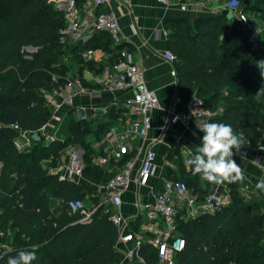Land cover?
I'll use <instances>...</instances> for the list:
<instances>
[{
	"label": "trees",
	"instance_id": "16d2710c",
	"mask_svg": "<svg viewBox=\"0 0 264 264\" xmlns=\"http://www.w3.org/2000/svg\"><path fill=\"white\" fill-rule=\"evenodd\" d=\"M239 2L241 10L263 28L258 49H251L246 32L234 17L228 19L221 13L194 20L182 16L166 20L167 45L177 59L180 96L189 100L194 93L206 107L221 109L210 123L230 124L237 134L243 132L247 147H255L264 126V97L260 101L254 98L264 83L258 67L264 62V0ZM63 27V12L52 0H0V264H7L8 258L21 250H33L34 245L37 259L33 264L115 261L118 231L110 207L100 206L89 219L80 221L82 211H71L67 202L83 201L86 195L96 204L93 188L71 179L60 180L48 169L60 164L67 147H79L83 150L82 176L95 184L108 182L116 169L92 163L91 143L122 117V108L111 106L106 114L87 119L68 110L48 143L42 135L39 142L32 138L26 151L14 146L18 132L9 126L18 123L30 136L44 126L52 132L48 125L53 111L45 95L65 82L70 68L63 55L69 56V62H79L77 74L84 83L82 70L92 69L90 63H82L80 51L97 48L88 43L96 33L102 34L105 43L100 46L110 55V62L125 46H113L109 34L100 30L83 40L85 46L82 40L64 45L60 42ZM26 47L36 50L28 52ZM102 67H94L95 73ZM173 153L179 158L178 151ZM174 162L178 167L175 180L184 182L198 198L212 190V184L191 169L186 172L182 160ZM237 185H231L230 204L214 213L186 219L184 210H178L175 234L185 245L175 254L173 264H264V196L260 192L257 199L244 201ZM53 200L61 201L54 211ZM151 238L152 234L138 250L145 264L158 263ZM136 262L141 264L138 258L131 264Z\"/></svg>",
	"mask_w": 264,
	"mask_h": 264
},
{
	"label": "built area",
	"instance_id": "2783aa9c",
	"mask_svg": "<svg viewBox=\"0 0 264 264\" xmlns=\"http://www.w3.org/2000/svg\"><path fill=\"white\" fill-rule=\"evenodd\" d=\"M53 1H58L55 8L63 12L64 27L60 31V42L64 45L86 40L95 30L108 33L113 46L124 44L125 38L115 13L105 9L112 0H86L80 6L75 5L72 0ZM155 1L164 8L177 7L181 12H188L199 6L195 1L188 0ZM223 6L232 9L236 23L247 34L251 49H258L261 43L262 26L258 22H253L250 16L241 10L239 0H225L221 7ZM98 8L101 10L97 11ZM130 27L132 32L136 33L137 27L134 25ZM25 49L28 52L36 50L31 47ZM103 54V50L95 48H86L80 51L83 64L96 62L98 56ZM116 54V58L111 62L108 61L109 63L104 65L99 73L92 72V79L95 84L100 85L102 90L126 94L123 100L119 101L113 98L109 104H91L90 107L76 106L75 99L77 97L93 95L77 73L72 75L68 73L63 85L45 95L53 111L51 125H48L53 126V136L56 133L55 128L60 126L68 110L73 109L78 118L87 119L89 116L96 117L106 114L111 106L122 108V117L112 124L105 134L104 142L107 147L103 150L104 153L93 155V162L100 167H107L111 159H120L122 154L128 152L131 142L136 138L140 139L138 149L142 154L140 158L135 157L128 160L105 184H92L94 194L98 197L96 204L86 208L84 201L80 199L67 202L71 211H82L83 217L80 221L89 219L96 209L100 206L105 207V204H109L111 209H119L121 194L130 186L131 182L135 180L139 185H146L156 168V152L153 145L161 140L154 138L145 148L143 144L152 129L151 113L154 109L159 108V100L156 92L146 87L143 69L135 63L126 46L118 50ZM164 57L171 63H175L177 60L170 51L166 52ZM62 59L66 65L70 64L68 55H63ZM171 73L175 75L176 71L173 70ZM53 80H57L55 75H53ZM186 107L187 114L183 120L185 122L188 119L195 121L192 127L194 132H200L197 126L204 122L210 123V120L217 114L216 110L206 107L203 99L196 94L190 97ZM174 119H179V116H175ZM9 126L18 132L14 146L21 151L29 150L33 144L30 133L23 130L18 123H12ZM39 131L45 137L44 142L48 143L51 138L48 128L44 126ZM254 148L257 152L264 154V126L262 135ZM78 152L79 150L75 147H67L65 150L67 157H64V160H61L57 166L49 168L48 171L57 174L60 180L71 179L81 183L83 162L79 158L81 154ZM138 160L139 164L136 165ZM152 198L153 205L149 209L148 216L154 220L160 219L162 225L157 226L153 223L146 228L145 232L152 234L149 242L157 250V264H173L175 254L184 248V239L175 234L174 220L178 210H184L186 219L196 218L204 213H214L231 202L229 193H221L216 190H210L202 198H198L197 195L191 193L190 188L184 182L177 180L165 182L162 190L152 194ZM110 218L117 227V244L131 243L126 252L127 257L130 260L138 258L141 264H145L138 255L143 240H139L128 231V222L123 215L111 212Z\"/></svg>",
	"mask_w": 264,
	"mask_h": 264
},
{
	"label": "crops",
	"instance_id": "0c3cea01",
	"mask_svg": "<svg viewBox=\"0 0 264 264\" xmlns=\"http://www.w3.org/2000/svg\"><path fill=\"white\" fill-rule=\"evenodd\" d=\"M193 1L197 5L199 4V6L188 12H181L177 7L164 8L155 0H112L109 6L105 8L115 13L125 38L124 44L126 48L132 54L135 63L143 69L146 87L154 90L159 100V108L154 109L151 113L152 129L149 131L143 144L145 148L149 144V141L154 138L161 140L153 145L156 152L155 172L146 185H139L133 180L130 186L121 194L120 208L115 210L110 208L111 212L117 215H123L127 219L128 231L133 233L141 241L151 234L145 232L147 227H150L153 223L157 224V226L162 225L160 219L154 220L148 216L149 209L153 205L152 194L160 192L165 182L175 180L178 167L174 161L177 159L182 160L184 162V170L190 172V167L187 165V157L195 152V147L200 144L199 137L203 135L201 132H194L192 130L195 124L193 119H188L186 122L183 120V117L187 114L186 104L188 98H183L179 94L177 74L173 75L171 73L175 70V64L169 62L164 57V54L169 52L167 45L169 29L165 26L166 20L181 16L194 20L198 17L220 13L221 6L225 0ZM72 2L80 6L86 0H72ZM99 10L101 9L98 8L97 11ZM131 25L137 27L136 33L132 32ZM100 35L102 34L96 33L90 39L93 40L88 41V43L97 45L95 49L102 50L100 45H103L105 42L101 39L102 37ZM83 45L85 46V41H83ZM109 60L110 55L108 57V53L104 51L103 55L98 56L96 62L90 63L89 65L102 67L108 64ZM68 66L70 68V75L76 74L80 69L79 62L76 59H71ZM91 66L90 68L92 70L83 69L82 74L85 80L84 83H86V86L93 95L77 97L75 99V105L90 107L91 104H109L113 98L119 101L123 100L126 94L122 92L111 93L102 90L100 85L94 83L92 72H96V69ZM220 110L218 109L216 112L219 113ZM84 114L86 115V113ZM175 116H179V119H174ZM92 118L95 117L92 116ZM104 137L105 135L99 140H93L91 143L94 149V154L91 156L93 164H95L92 159L93 155L104 153L103 150L107 147V144L104 142ZM139 147L140 139L136 138L131 142L128 152L122 154L118 160L111 159L107 167L102 168H114L117 171L128 160L135 157L140 158L142 154L138 150ZM243 147L241 153L234 155L233 158L243 169L245 177L240 184L238 182L237 191L244 201H249L252 197L262 192L255 185L259 179L264 178V154L257 152L254 147H247L246 144ZM76 148L79 150L78 153L81 154L79 158L82 159L83 150L79 147ZM174 151H178L180 154L179 158L176 153H173ZM172 153L173 155L169 157ZM241 156L244 159H241ZM64 157H67L66 154L61 157V160H64ZM138 164L139 160L136 165ZM81 183L90 184L94 190L93 185L95 183L86 180L84 177ZM231 185L232 183L227 182L220 185L212 184V190L221 193H230ZM190 190L193 195H197L192 189ZM92 204L94 203L91 200ZM104 206V208H109V204H105ZM130 246L131 243H118L116 245L114 264H131L132 259L130 260L126 253Z\"/></svg>",
	"mask_w": 264,
	"mask_h": 264
},
{
	"label": "clouds",
	"instance_id": "9594fccd",
	"mask_svg": "<svg viewBox=\"0 0 264 264\" xmlns=\"http://www.w3.org/2000/svg\"><path fill=\"white\" fill-rule=\"evenodd\" d=\"M260 75L264 78V62H259ZM264 97V83L254 95L256 101ZM203 134L199 137L200 144L195 147V152L190 154L187 165L194 175H199L203 181L220 185L241 182L245 179L243 169L233 158L239 155L244 144L248 143L243 132L237 134L230 124L223 122H204L197 126ZM241 159H244L241 156ZM258 190L264 191V178L256 183ZM33 250H21L10 256L7 264H33L37 259Z\"/></svg>",
	"mask_w": 264,
	"mask_h": 264
},
{
	"label": "rangeland",
	"instance_id": "374dc122",
	"mask_svg": "<svg viewBox=\"0 0 264 264\" xmlns=\"http://www.w3.org/2000/svg\"><path fill=\"white\" fill-rule=\"evenodd\" d=\"M205 1H209V0H205ZM53 4H54V6H56V4H58V1H53ZM252 20H253V22H258L257 21V19H255L254 17L252 18ZM51 125V124H50ZM53 127V126H52ZM59 126H57L56 128H55V130L56 131H58L57 130V128H58ZM53 132V131H52ZM52 132H50V134H52ZM47 166V165H46ZM258 195L259 194H257L255 197H252V199H250V200H253V199H257L258 198ZM83 197V201H84V203H85V205H86V208H90L92 205H91V200L88 198V196H86V195H84V196H82ZM60 204H61V201L60 200H53V202H51V210H55V209H57L59 206H60ZM134 264H138L137 262L136 263H134Z\"/></svg>",
	"mask_w": 264,
	"mask_h": 264
},
{
	"label": "water",
	"instance_id": "95a60500",
	"mask_svg": "<svg viewBox=\"0 0 264 264\" xmlns=\"http://www.w3.org/2000/svg\"><path fill=\"white\" fill-rule=\"evenodd\" d=\"M220 13L223 16L227 17L228 19H232V17H233V11H232V9H230L228 7H225V6L221 7ZM31 138H33L34 141H36V142L41 141L42 140V137H41L40 131L32 132L31 133ZM262 195L264 196V191H262ZM1 252H2V250L0 249V254H1Z\"/></svg>",
	"mask_w": 264,
	"mask_h": 264
}]
</instances>
